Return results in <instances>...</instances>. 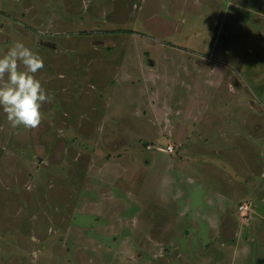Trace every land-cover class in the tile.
Listing matches in <instances>:
<instances>
[{
  "label": "rangeland",
  "instance_id": "rangeland-1",
  "mask_svg": "<svg viewBox=\"0 0 264 264\" xmlns=\"http://www.w3.org/2000/svg\"><path fill=\"white\" fill-rule=\"evenodd\" d=\"M15 41L52 100L36 129L0 109V264H264V0H0Z\"/></svg>",
  "mask_w": 264,
  "mask_h": 264
},
{
  "label": "clouds",
  "instance_id": "clouds-1",
  "mask_svg": "<svg viewBox=\"0 0 264 264\" xmlns=\"http://www.w3.org/2000/svg\"><path fill=\"white\" fill-rule=\"evenodd\" d=\"M43 67V58L22 41H15L0 56V109L11 127L36 129L40 126L41 108L52 100L36 77Z\"/></svg>",
  "mask_w": 264,
  "mask_h": 264
},
{
  "label": "crops",
  "instance_id": "crops-1",
  "mask_svg": "<svg viewBox=\"0 0 264 264\" xmlns=\"http://www.w3.org/2000/svg\"><path fill=\"white\" fill-rule=\"evenodd\" d=\"M255 127L257 128V126L251 125V130L255 131L256 130ZM239 139H240L241 142H239ZM239 139H238V142H236V147H237V151L236 152H237V154H239V156H238L239 158L236 159L235 162L240 164V167H242V170H245V169L248 168V162L246 160V156L252 155L251 158H255V161H256L255 162V166L257 167V165H258L257 162L259 161V158H258L259 157L258 146H256L253 142H247V141L245 142V140H242L240 137H239ZM244 143L247 145L246 149H244V148L240 149V147L244 146ZM247 148L251 149V153L250 154L248 153ZM155 152H157L160 156H164V157H167V153H168L166 151V149L164 147H161V146L156 147V151ZM236 152H234V153H236ZM208 154H209L210 157L213 156V155H211V153H208ZM228 155L230 156V158H233V153L228 154ZM207 166H209V167H207ZM211 167H214V166H212L211 163H209L208 165H205L204 166V172L202 173V176L198 175V178H197V181H199L201 183H204L205 189H204L203 196L205 195L207 187H208V191H207V195L204 196V200H203L204 203L202 202L203 203L202 206H204L205 203H206L207 207H206L205 210L198 209V211L196 213V216H197V218H199L201 220H207V221H211V220H208V219H210V216L206 213V211H211L213 209H215V211H217V208H218L222 212L223 211L232 212L233 209H234V206H232V208L227 206V200L229 199V195L225 194L222 191V189L227 190L228 188H231V185L234 183V180H231V179L226 178V177L224 178L220 173H218L216 171V174L218 176H221V179H225L223 182H226L227 185H229V186H227V187L223 186L222 183H220V180H217V179H216V182H212L211 183L209 181V179H208L209 175H206L209 172ZM228 177H232V176H228ZM194 178H196V177H194ZM262 201L263 202L261 203L262 204L261 208L264 209V199H262ZM219 217H220V215L218 214V216L216 218L219 219ZM225 217H228V216L226 215ZM213 218H214V216H213ZM231 218L232 219L234 218V214L233 213L231 215ZM226 222H227V218H226ZM225 249L228 250V251H231L229 245H227Z\"/></svg>",
  "mask_w": 264,
  "mask_h": 264
},
{
  "label": "built area",
  "instance_id": "built-area-1",
  "mask_svg": "<svg viewBox=\"0 0 264 264\" xmlns=\"http://www.w3.org/2000/svg\"><path fill=\"white\" fill-rule=\"evenodd\" d=\"M166 150H167V152H172L173 151V146L172 145H168L166 147ZM247 209H248V204L247 203L243 202V203H241L239 205V210H240L241 214L246 213Z\"/></svg>",
  "mask_w": 264,
  "mask_h": 264
}]
</instances>
